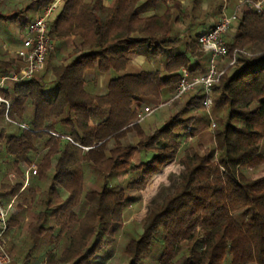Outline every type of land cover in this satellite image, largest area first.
Here are the masks:
<instances>
[{
	"label": "trees",
	"instance_id": "1",
	"mask_svg": "<svg viewBox=\"0 0 264 264\" xmlns=\"http://www.w3.org/2000/svg\"><path fill=\"white\" fill-rule=\"evenodd\" d=\"M53 2L33 0L15 14H0V25H26L31 10L40 13ZM201 2L194 0L184 13L179 0H110L107 7L104 0H64L51 22L55 47L43 74L0 91L11 103L9 126L19 127L15 133L0 130V147L19 175L25 167L34 169L38 180L51 179L31 225L29 252L13 264H38L44 257L52 262L64 240L71 256L61 264H95L105 243L120 233L124 208L140 201L148 182L173 161L184 168L179 185L150 209L140 233L130 235L122 264H264V176L245 174L264 165V10H241L226 34L227 59L238 51L237 59L211 87L209 111L205 92L196 88L184 96L195 97L161 128L146 134L136 124L146 102L174 96L183 69L192 78L207 72L210 57L199 45L203 32L196 30L200 22L221 16L226 2H212L205 12L199 11ZM181 19L188 22L182 36L176 32ZM69 42L74 51L52 65ZM131 53L159 57L164 75L128 73ZM20 64L17 58L0 62V76ZM93 71L117 75L106 94L88 90ZM1 110L3 124L5 107ZM211 122L214 130L204 133ZM130 133L138 142L125 147L122 140ZM189 139L198 141L185 146ZM139 154L143 159L137 164ZM84 165L95 179L89 189ZM22 188L19 184L11 195L38 192L33 185ZM13 213L9 231L19 225Z\"/></svg>",
	"mask_w": 264,
	"mask_h": 264
},
{
	"label": "rangeland",
	"instance_id": "2",
	"mask_svg": "<svg viewBox=\"0 0 264 264\" xmlns=\"http://www.w3.org/2000/svg\"><path fill=\"white\" fill-rule=\"evenodd\" d=\"M33 0H0V14L10 16L15 14L26 6L30 5ZM90 1V0H86ZM182 3V8L184 13H187L190 9V5L194 0H179ZM201 4L198 7L199 11L205 12L208 10L209 5L213 2L217 4L220 0H201ZM226 2L225 7L222 10V15L218 16V18H209L205 22L202 23L200 27L197 28L196 32L202 33L204 30L212 28L214 24L218 23L223 16L231 15L230 11L235 5V0H221ZM234 13V12H233ZM151 14V13H150ZM38 15V12L31 10L28 13V19L32 22ZM28 22L27 24H29ZM26 24V25H27ZM23 26H15L11 21L9 23V27L6 28L0 25V62L14 61L16 60V51L19 48V41L22 38L24 28ZM188 26V22L183 19L177 24L176 32L182 36ZM75 44H71L69 42V47H63L62 56L58 58L56 61L52 63V65L60 64V60L66 59L65 57L71 51H74ZM258 48L254 49V52H257ZM18 59V58H17ZM66 61V60H64ZM146 61V64L144 62ZM134 66L131 67V73H137L144 69L146 72H157L160 75H164L162 60L155 56L153 58H135ZM229 63V59L224 58L221 60V67L225 68ZM209 68V65L207 66ZM207 69V68H206ZM2 71V70H1ZM44 72V68L38 74L42 75ZM94 74H89L88 80V90L90 91V79H92ZM97 75V87L99 88L97 94H105L107 92V83L108 77L102 76L101 74ZM49 81V78H48ZM11 87L13 85H10ZM194 94H190L187 97H184L181 101H177L176 103H169L172 96L165 95L163 99L159 102L156 100H149L146 102L139 115L143 114L145 108H150L151 110L154 108H158L153 114L146 118V120L141 123V127L146 134H151L154 130L161 128L169 119L173 112L179 111L183 105L191 98L195 97ZM158 102V103H157ZM10 103V102H9ZM155 103V104H154ZM164 103V104H163ZM169 103V104H168ZM11 105V103H10ZM165 105V106H162ZM11 107V106H10ZM2 109V108H1ZM2 111V110H1ZM0 111V112H1ZM5 119L3 124L0 123V130L5 129L7 133H15L18 132L19 127H10L9 123L12 121L5 113ZM139 119V117H138ZM98 119L93 117L92 123H97ZM137 122V121H136ZM138 124V123H136ZM214 125V126H213ZM215 128V124L211 122L208 130L204 129V133L211 132ZM57 132L62 134L64 131L60 126H57ZM203 137V133H200L199 138ZM198 139H189L187 143L184 145L192 146L194 145ZM202 142L205 139L201 140ZM138 142V138L135 133H130L128 136L122 140V145L127 147L130 145H136ZM44 141L39 144V151L43 153V145ZM3 145V144H2ZM114 144H109V149L113 148ZM263 152H264V144H263ZM36 154H32L31 157H35ZM152 155H149L151 157ZM140 159H143V156L140 154L137 155L135 162L137 164L140 163ZM14 159L4 153L2 147H0V200H2L5 204H10L13 202V214L14 219L19 221V225L15 228H12L9 233L6 235V244L8 253L11 258V263L13 264L17 257L23 252H29L30 245V233L32 231V222L40 211L39 201L43 198L44 191L49 187L51 183L50 177H45L43 180H38L35 178L34 169L28 170L25 167H22L21 172L24 175H19L18 172L13 167ZM84 175L87 182L88 189L93 187L94 184V176L91 173V170L87 165L83 166ZM184 168L182 165L177 163V161H173L167 164L161 173L154 176L147 184L146 188L139 194L141 197L140 201H135L130 207L124 208L122 212V222L123 226L121 228L120 233L116 237L114 242H106L104 250L99 253L98 260L95 264H122L124 261L122 255V249L127 244L130 235L136 236L140 233V224L142 221L148 216L150 209L158 204H160L167 195L172 194L175 189L178 187L180 179L182 177ZM245 174L250 179H258L264 176V165L255 169V170H246ZM19 184H23V189L29 188L30 186H36L38 192L33 195H24L21 196H12V189L17 188ZM136 196V194H134ZM19 207V209H17ZM66 250L63 252V250ZM62 252L65 255L61 258ZM53 261L50 262V258L44 257L41 262L38 264H61V260H68L70 258L71 253L69 251V241L64 240L60 247H57L53 250L52 255Z\"/></svg>",
	"mask_w": 264,
	"mask_h": 264
},
{
	"label": "built area",
	"instance_id": "3",
	"mask_svg": "<svg viewBox=\"0 0 264 264\" xmlns=\"http://www.w3.org/2000/svg\"><path fill=\"white\" fill-rule=\"evenodd\" d=\"M64 0H55L52 4L44 8L37 17L27 24L24 28L22 38L19 41V48L16 56L21 62L16 71L0 76V91H6L10 85L23 84L31 81L40 71L43 70L45 61L55 44L50 35L51 22L56 13L60 10ZM250 8L256 12H263L264 0L250 1L239 0L236 11L228 16H223L208 31L199 36V45L201 51L210 57L209 68L206 73L191 77L189 72L182 70L181 82L178 85L173 98L169 103L182 99L192 90L201 88L206 94L205 108L210 110L213 105L211 87L219 83L221 77L225 74L227 68L236 63V51L225 68L221 67V60L228 56L226 45V34L235 27L240 11ZM168 103V104H169ZM165 106V105H162ZM5 107V113L8 115L10 103L0 96V110ZM158 108H145L142 115L136 123H143L147 117L157 111ZM214 126V125H213ZM23 129H28L27 125H22ZM13 208V202L5 204L0 200V264H10L11 258L6 244V235L9 232V218Z\"/></svg>",
	"mask_w": 264,
	"mask_h": 264
},
{
	"label": "crops",
	"instance_id": "4",
	"mask_svg": "<svg viewBox=\"0 0 264 264\" xmlns=\"http://www.w3.org/2000/svg\"><path fill=\"white\" fill-rule=\"evenodd\" d=\"M92 0H90V1H87V3H90ZM109 3H110V0H104V5L107 7V6H109ZM63 6H64V1H63V5H62V7L60 8V10L56 13V15L54 16V19L53 20H55L56 19V17L59 15V13H60V11L62 10V8H63ZM215 25V24H214ZM213 25V26H214ZM210 29V28H209ZM209 29H206V30H204L203 32H206V31H208ZM130 63H129V65H128V68H127V72L128 73H131L130 72V70H131V67L133 66V67H135L134 66V64L135 63H133L134 62V59L135 58H143V57H147L146 55H142V54H140V53H131L130 54ZM148 58V57H147ZM149 58H151V57H149ZM144 64H146V61L144 62ZM144 71V69L142 70V68L140 69V71L139 72H137V73H141V72H143ZM94 74L93 75V77H92V79H90V92L91 93H93V94H97L98 93V90H99V88L97 87V73L98 72H90L89 74ZM137 73H134V74H137ZM98 74H100V73H98ZM102 76H105L106 78L108 77V83H107V88H106V90L108 89V84H109V82L111 81V80H113V79H115L116 78V74L114 73V72H109V73H107V74H101ZM89 76V75H88ZM106 94V93H105ZM99 95H104V94H99ZM163 99V98H162ZM158 103V102H157ZM155 104V103H154Z\"/></svg>",
	"mask_w": 264,
	"mask_h": 264
}]
</instances>
